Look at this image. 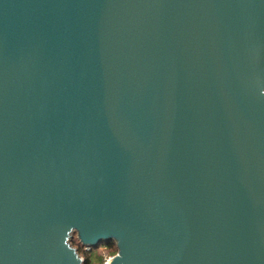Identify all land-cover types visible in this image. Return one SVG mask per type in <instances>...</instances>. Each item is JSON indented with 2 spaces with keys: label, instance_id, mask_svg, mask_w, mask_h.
Segmentation results:
<instances>
[{
  "label": "water",
  "instance_id": "95a60500",
  "mask_svg": "<svg viewBox=\"0 0 264 264\" xmlns=\"http://www.w3.org/2000/svg\"><path fill=\"white\" fill-rule=\"evenodd\" d=\"M74 233L264 264V0H0V264Z\"/></svg>",
  "mask_w": 264,
  "mask_h": 264
},
{
  "label": "trees",
  "instance_id": "16d2710c",
  "mask_svg": "<svg viewBox=\"0 0 264 264\" xmlns=\"http://www.w3.org/2000/svg\"><path fill=\"white\" fill-rule=\"evenodd\" d=\"M72 245L78 250V252L80 253V255L84 256V260H85V263L84 264H92L91 263V255L94 251V248H92L90 251H85L83 249V245L81 243H79L77 240H73L72 238ZM103 246H105V248L108 250L107 252L109 253H112L113 256L117 254L118 252V249H117V245L115 243V241H110L106 244H102ZM98 262L97 264H104V259L102 256H100L98 258Z\"/></svg>",
  "mask_w": 264,
  "mask_h": 264
},
{
  "label": "rangeland",
  "instance_id": "374dc122",
  "mask_svg": "<svg viewBox=\"0 0 264 264\" xmlns=\"http://www.w3.org/2000/svg\"><path fill=\"white\" fill-rule=\"evenodd\" d=\"M73 240H77L79 243H80V240L78 239V237H77V233H74L73 234ZM72 241V240H71ZM72 243V242H71ZM116 243V242H115ZM117 245V244H116ZM75 246V245H74ZM118 249V248H117ZM108 250L105 248V246H103L102 244L101 245H99V246H95L94 247V251H93V253H92V255H91V263L92 264H97V263H99L98 262V258L100 257V256H102L103 257V259H104V264L105 263H107L108 262V258L110 257V256H113V254L112 253H108L107 252ZM81 257L82 258H84V256H82L81 255Z\"/></svg>",
  "mask_w": 264,
  "mask_h": 264
},
{
  "label": "built area",
  "instance_id": "2783aa9c",
  "mask_svg": "<svg viewBox=\"0 0 264 264\" xmlns=\"http://www.w3.org/2000/svg\"><path fill=\"white\" fill-rule=\"evenodd\" d=\"M83 249L85 250V251H90L92 248L91 247H89V246H83ZM114 256H110L109 258H108V262L113 258ZM107 262V263H108Z\"/></svg>",
  "mask_w": 264,
  "mask_h": 264
},
{
  "label": "bare ground",
  "instance_id": "6f19581e",
  "mask_svg": "<svg viewBox=\"0 0 264 264\" xmlns=\"http://www.w3.org/2000/svg\"><path fill=\"white\" fill-rule=\"evenodd\" d=\"M109 262H110V261H109ZM109 262H108V263H109ZM108 263H106V264H108Z\"/></svg>",
  "mask_w": 264,
  "mask_h": 264
}]
</instances>
